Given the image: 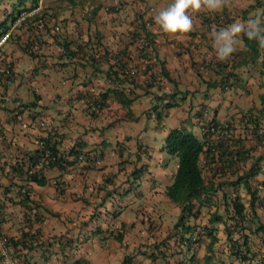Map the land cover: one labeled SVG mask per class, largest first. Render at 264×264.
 Listing matches in <instances>:
<instances>
[{
  "label": "crops",
  "instance_id": "obj_1",
  "mask_svg": "<svg viewBox=\"0 0 264 264\" xmlns=\"http://www.w3.org/2000/svg\"><path fill=\"white\" fill-rule=\"evenodd\" d=\"M111 1L40 0L46 28L32 22L33 32L20 27L0 47V70L9 62L13 77L0 87V239L17 264H190L172 238L180 207L166 195L177 169L166 135L185 127L199 138L210 122L237 129L244 113L264 120V47L253 59L241 44L220 61L212 43L213 31L264 17V0L189 10L193 28L177 35L154 23L170 0H120L122 11L105 12ZM15 2L0 0V22ZM139 29L150 42L145 53ZM120 65L135 69L132 85L107 79ZM83 97H105L103 111L90 116ZM40 139L62 155L78 151L66 157L74 160L67 170L44 169L43 186L25 174ZM256 149L259 190L264 149ZM168 237L165 258L152 261L150 251ZM195 250L203 258L204 247Z\"/></svg>",
  "mask_w": 264,
  "mask_h": 264
},
{
  "label": "trees",
  "instance_id": "obj_2",
  "mask_svg": "<svg viewBox=\"0 0 264 264\" xmlns=\"http://www.w3.org/2000/svg\"><path fill=\"white\" fill-rule=\"evenodd\" d=\"M26 1L30 2L29 7L24 6ZM39 1L16 0L12 5L13 11L5 15L4 20L0 22V37L21 13L39 9ZM47 17L46 12L38 10L28 24L23 26H27L28 30L33 32L32 22H39L45 29ZM243 39L253 59H257L264 44L255 40L249 41L247 37ZM62 49L64 52L68 51L64 44ZM262 65L264 68V60ZM128 68L120 65L115 72H108L107 79L118 85L124 82L132 85L134 79L124 75ZM117 94L120 97L123 95L121 91ZM104 98L100 97L103 103ZM206 138V135L195 137L185 127L170 130L165 138L166 152L177 159L172 184L166 189L167 197L180 207V215L174 225L177 236H172L176 238L174 244L183 245L181 251H186L188 255L186 260L190 264L197 263L196 246L204 247L203 264H224L223 260L216 257L217 253L229 260L228 264H264V223L257 213V210L264 206V198L252 181L259 172L256 168L261 157H255L258 150L256 148L244 150L241 140L233 137L230 141L232 143L223 147V153L213 157L211 149L204 148ZM262 139L264 140V133ZM45 145L48 154L44 149L38 148L29 157L25 171L27 178L38 186L47 183L42 175L44 169L56 167L60 171H65L78 157V151L71 150L68 155H62L57 153L55 145L49 142H45ZM67 156L73 157L74 160H68ZM202 157L204 162L200 164ZM246 157H249L250 163L248 167L242 168L238 162ZM44 160H49L48 164L40 166ZM11 168L13 171H19L18 167ZM222 178L223 181H217ZM260 186L264 190V182H261ZM241 191L245 193V198L248 197L247 200H243ZM203 211L208 217L206 222L201 223L198 220ZM220 226L223 239L218 236ZM168 239L170 237L156 244L155 249L150 251L149 257L152 261L165 258L164 251L166 245H169L166 242ZM66 243L64 244L67 245ZM219 243H222L221 247H218ZM15 245L16 243L12 242V246ZM60 246H64L63 243ZM124 264L134 263L125 260Z\"/></svg>",
  "mask_w": 264,
  "mask_h": 264
},
{
  "label": "built area",
  "instance_id": "obj_3",
  "mask_svg": "<svg viewBox=\"0 0 264 264\" xmlns=\"http://www.w3.org/2000/svg\"><path fill=\"white\" fill-rule=\"evenodd\" d=\"M39 9L33 10L32 12L28 13H21L15 20V22L10 26L8 32L0 37V47L5 44V42L9 39L11 33L16 31L23 25H27L30 18L34 16L38 12ZM105 12H112V13H119L123 10L122 3L120 0H112L109 5L104 7ZM154 10L153 8H147L148 13H152ZM231 19V17H229ZM152 21V19L150 20ZM137 33L139 35H137ZM134 36L137 38V44L141 48L142 52H148L150 50V42L147 36L143 34V31L139 29L138 31L134 30ZM27 53H30L31 50L28 48L26 49ZM2 56L0 55V60ZM125 76L130 77L131 79L136 76V71L133 68H128L125 71ZM12 71L9 62H5L2 65L0 70V87L4 84H8L12 81ZM159 84H161L159 82ZM81 105L85 107L87 113L90 116H95L100 114L104 109V103L98 97H83L80 99ZM20 107V105H18ZM200 134L206 135L205 141V149H211V156L217 157L223 153V147L228 145L232 142V138L241 140V145L244 150L249 151L253 148L257 147H264V140L262 139V135L264 133V120L256 113H244L239 117V123L236 127L231 125L230 123H224L216 125L212 122L210 123H203L199 129ZM38 148L44 149L48 154L47 147L45 145V141L40 139L38 141ZM246 156H248L246 154ZM80 158H83L80 157ZM249 157L242 158L238 165L242 168H246L249 165L248 161ZM87 160V157L83 158ZM95 162L96 159L94 158ZM49 160H44L40 166L47 165ZM98 164V163H97ZM39 166V167H40ZM0 244L2 246V251L0 254L1 257V264H17V262L8 256L6 248V240L4 238L0 239Z\"/></svg>",
  "mask_w": 264,
  "mask_h": 264
},
{
  "label": "clouds",
  "instance_id": "obj_4",
  "mask_svg": "<svg viewBox=\"0 0 264 264\" xmlns=\"http://www.w3.org/2000/svg\"><path fill=\"white\" fill-rule=\"evenodd\" d=\"M222 4L223 0H170L167 6L154 16V23L163 34H187L193 28L189 10L199 11L203 7L208 11H216ZM243 37L264 44V17L246 21L236 20L226 27L213 31L212 43L217 59L224 61L229 58L237 50L238 45L245 43Z\"/></svg>",
  "mask_w": 264,
  "mask_h": 264
},
{
  "label": "rangeland",
  "instance_id": "obj_5",
  "mask_svg": "<svg viewBox=\"0 0 264 264\" xmlns=\"http://www.w3.org/2000/svg\"><path fill=\"white\" fill-rule=\"evenodd\" d=\"M195 137H197V135H194ZM253 181V180H252ZM258 181V183H259V180H257ZM256 181L254 182L253 181V185L255 184L256 185ZM258 183H257V186H258ZM262 189H259V191H261ZM263 191V190H262ZM260 192V194L261 195H264V192ZM240 195H241V197L243 198V200H247V198L248 197H246L245 198V193H243L242 191H241V193H240ZM263 198H264V196H263ZM257 213H258V216L260 217V219L262 218L263 220H264V206L263 207H261V208H259L258 210H257ZM207 221V215H206V212L205 211H203L202 212V214H201V216H200V218H199V220H198V222H201V223H204V222H206ZM221 242H222V240H221ZM222 246V243H219L218 244V247H221ZM220 249H223V248H220ZM216 257L217 258H219L220 260H223L224 261V264H228V262H229V260H227L226 258H224L223 257V255L221 254V255H219L218 253L216 254ZM196 264H203V259L201 258V259H197V263ZM219 264V263H218Z\"/></svg>",
  "mask_w": 264,
  "mask_h": 264
}]
</instances>
